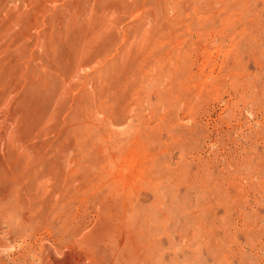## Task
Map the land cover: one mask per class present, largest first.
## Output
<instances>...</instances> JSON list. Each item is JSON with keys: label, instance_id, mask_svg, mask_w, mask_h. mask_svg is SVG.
<instances>
[{"label": "rangeland", "instance_id": "1", "mask_svg": "<svg viewBox=\"0 0 264 264\" xmlns=\"http://www.w3.org/2000/svg\"><path fill=\"white\" fill-rule=\"evenodd\" d=\"M0 264H264V0H0Z\"/></svg>", "mask_w": 264, "mask_h": 264}]
</instances>
